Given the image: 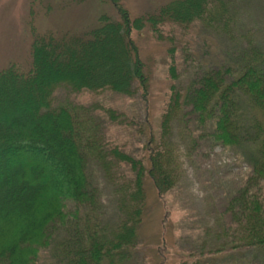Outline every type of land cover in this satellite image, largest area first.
<instances>
[{
    "label": "trees",
    "instance_id": "16d2710c",
    "mask_svg": "<svg viewBox=\"0 0 264 264\" xmlns=\"http://www.w3.org/2000/svg\"><path fill=\"white\" fill-rule=\"evenodd\" d=\"M124 1L28 2L26 59L0 69V264H38L44 251L52 264H129L143 246L149 186L168 213L179 215L170 230L180 241L184 210L191 209L182 197L178 153L205 181L223 167L217 155L207 164L215 147L247 169L229 184L201 185L213 223L193 224L198 248L173 243L165 252L178 264H264V49L231 0H145L134 17ZM93 2L114 14L95 13L81 29L38 31L39 15ZM141 42L162 48L167 59L157 118L150 86L161 72L155 75L146 61L155 54ZM58 89L125 99L132 113L67 98L55 104ZM115 128L133 140L130 151L128 143L106 145L105 133ZM88 168L110 189V222H92L102 205ZM142 255L144 264L157 262L150 252Z\"/></svg>",
    "mask_w": 264,
    "mask_h": 264
},
{
    "label": "rangeland",
    "instance_id": "374dc122",
    "mask_svg": "<svg viewBox=\"0 0 264 264\" xmlns=\"http://www.w3.org/2000/svg\"><path fill=\"white\" fill-rule=\"evenodd\" d=\"M144 1L145 0H128L127 2L124 1L123 5H125L131 16L134 17L143 13ZM28 2L29 0H0V69L5 68L10 64L19 65L26 59L27 51L30 45L28 33ZM231 2L233 4V10L245 21L244 28L246 30L251 28L253 30V33H255L254 35L256 37L254 42H257L259 46L264 49V0H253V3L249 0H231ZM106 7V5H100L93 2L92 4L79 5L76 7L77 9L72 7L69 11H54L48 14V17L39 15L37 28L39 32H44V30H54L56 27H64L71 30L81 29L94 21L95 18L93 16L95 13H98V15L105 12L110 15L114 14L110 8L107 9ZM106 9L107 11H105ZM193 38L196 39L197 36H194ZM140 45L144 46L145 50L146 48H150L144 42H141ZM151 47L152 48H150L148 54H155V56L153 57V60L151 55L147 56L146 61L150 66L151 64L153 65V70H157L155 75L159 74L160 72L161 74L158 76V78H156V76L153 77L152 84L155 87L150 86V93L154 95L153 105L155 106V110H153L152 107L150 110L152 115L156 112H158L159 115L165 97L164 87H166V85H161V82L166 75L167 59L165 55L163 56L162 48H156L154 46ZM51 59L52 57L50 56L47 62ZM159 84L161 86H158ZM53 96L56 97L55 104L60 103L65 98H67L69 103L79 106L89 107L91 104L90 102H96L102 107L110 106L112 109L118 108L120 110H125L126 112L132 113V110L130 109L132 105L129 101L112 97V95H101L99 97H86L85 95L68 96L61 89H58L54 92ZM133 108L136 109L135 106ZM137 110L139 114L143 116L140 106H137L136 111ZM158 115H153V117L157 118ZM142 122L143 119H140L139 124ZM124 131L126 130L123 128H115V130L113 129L112 131H107V134L105 133L104 137L106 145L110 148L114 145H118L119 142V144L128 143L125 144L124 148L130 151L133 146V140L130 139L129 141L127 138L129 134ZM216 155L219 157L223 167L221 168L220 173H216V175H214L212 178L208 177L210 175L209 174L206 178H204L206 180L203 181L201 180V176L195 174L192 168L187 166L188 164L186 162V164L183 162L181 159L182 152L178 153V159L181 163V174L184 175V180L182 183V185L184 184L182 188V197L185 199V204H187V207L191 209L188 211L184 210V217L180 223V230L177 231V234H180L181 236L180 241L176 242L174 239L176 232L173 226V231L170 230L172 229L171 224L175 226L177 222L176 219H179V215L175 217V214L173 215V213H168V209L164 207L162 201L163 198H160L156 194L154 188L150 186L147 187V211L139 235L140 243H142L143 246L139 247L137 253L134 254L132 259L129 261V264H144L142 254L146 255L149 252L157 257V262L155 264H178L180 262L179 258L177 256L175 257L174 253V255L170 253L167 254L165 252L166 246L173 247L174 243L175 248L179 246L181 250L184 251L187 249L193 250L198 248L197 245H194L197 234H194L195 231L192 230L193 224L194 226H201L202 222H204L207 226V223H213L215 216L212 213V203L210 202L209 196H207V193L203 187H207V184L210 181L214 185H216V181L220 182L221 184L224 183L223 185L229 184L234 177L242 176L248 166L244 161H238L236 155L225 151V149L221 147H215L213 149V152L207 160L208 165L211 164V161ZM88 170L92 174L91 180L93 184L99 186L98 191L100 193V203L102 205L101 209L97 212L96 217L93 216L92 222L94 219L98 221V223L101 221L103 223H105L104 221L110 222L113 214L112 199L110 201V189L105 188L104 182L100 181L99 183V173L96 169L91 168L90 170L88 168ZM196 177L199 181L196 179ZM178 191L179 189L175 191V195L177 198H180ZM102 213L103 217L101 218ZM83 217L84 216L82 214V218ZM190 217L193 219H190ZM198 229L199 228H196V230ZM186 235L188 236L185 237ZM153 247H155V249ZM252 256L253 255L249 252H243L241 257L247 261L252 259ZM49 259V254L44 251L39 259L38 264H52V262H49ZM240 262L238 261V263L235 262L233 264H239ZM145 264H147L146 261Z\"/></svg>",
    "mask_w": 264,
    "mask_h": 264
}]
</instances>
